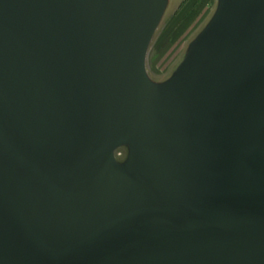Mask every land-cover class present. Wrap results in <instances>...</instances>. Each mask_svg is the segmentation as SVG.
I'll list each match as a JSON object with an SVG mask.
<instances>
[{
    "label": "water",
    "instance_id": "95a60500",
    "mask_svg": "<svg viewBox=\"0 0 264 264\" xmlns=\"http://www.w3.org/2000/svg\"><path fill=\"white\" fill-rule=\"evenodd\" d=\"M215 4L154 86L161 0H0V264H264V0Z\"/></svg>",
    "mask_w": 264,
    "mask_h": 264
},
{
    "label": "rangeland",
    "instance_id": "374dc122",
    "mask_svg": "<svg viewBox=\"0 0 264 264\" xmlns=\"http://www.w3.org/2000/svg\"><path fill=\"white\" fill-rule=\"evenodd\" d=\"M161 3L164 13L158 19L146 57V71L154 86H161L172 77L216 5L215 0H161Z\"/></svg>",
    "mask_w": 264,
    "mask_h": 264
}]
</instances>
